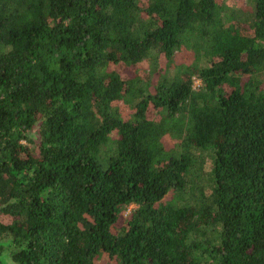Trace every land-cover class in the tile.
Returning a JSON list of instances; mask_svg holds the SVG:
<instances>
[{
	"label": "trees",
	"instance_id": "16d2710c",
	"mask_svg": "<svg viewBox=\"0 0 264 264\" xmlns=\"http://www.w3.org/2000/svg\"><path fill=\"white\" fill-rule=\"evenodd\" d=\"M103 256L264 264V0H0V264Z\"/></svg>",
	"mask_w": 264,
	"mask_h": 264
},
{
	"label": "rangeland",
	"instance_id": "374dc122",
	"mask_svg": "<svg viewBox=\"0 0 264 264\" xmlns=\"http://www.w3.org/2000/svg\"><path fill=\"white\" fill-rule=\"evenodd\" d=\"M249 5L248 3H246L245 1H230V10H233V11H236L238 10L239 11H242V12H248L250 9H249ZM178 60V59H177ZM192 63L191 60H187L186 61V64L190 65ZM193 86L195 88H198L200 87V82L199 80L197 79H194V84ZM119 108L122 110V111H126V112H130L127 110V108L125 106H122V105H119ZM36 129H34L33 132L29 133L28 136L29 138L31 139V141L33 142L31 145L33 146V148H35V145L37 144L38 142V135L36 134ZM132 209H134V206H131L127 209V213H129ZM7 242V241H6ZM6 246V243L5 245ZM3 255H6L5 253H3ZM7 257V256H6ZM98 264H114V262L109 259L107 256H103L101 258V260L98 262Z\"/></svg>",
	"mask_w": 264,
	"mask_h": 264
}]
</instances>
